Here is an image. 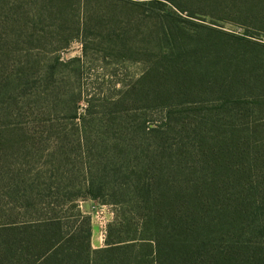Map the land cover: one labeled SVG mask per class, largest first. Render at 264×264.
<instances>
[{"label": "trees", "instance_id": "trees-1", "mask_svg": "<svg viewBox=\"0 0 264 264\" xmlns=\"http://www.w3.org/2000/svg\"><path fill=\"white\" fill-rule=\"evenodd\" d=\"M38 1L56 20L89 14V0ZM112 1L141 17L133 29L143 43L142 71L116 106L125 110L131 100L129 109L162 115L144 117L145 145L129 151L134 161L112 164L110 183L93 181L83 166L75 195L1 224L0 264H264V146L250 143L255 127L238 125L264 112V43L255 40L264 0ZM79 33L77 25L61 48ZM221 114L229 125L217 124ZM119 147L118 156L128 153ZM85 196L114 206L99 248L75 203Z\"/></svg>", "mask_w": 264, "mask_h": 264}, {"label": "rangeland", "instance_id": "rangeland-1", "mask_svg": "<svg viewBox=\"0 0 264 264\" xmlns=\"http://www.w3.org/2000/svg\"><path fill=\"white\" fill-rule=\"evenodd\" d=\"M23 3L26 28L20 26V0H0V225L38 217L43 201L61 204L70 191L75 195L82 189L83 166L93 181L110 183L112 164L134 161L129 151L139 153L145 145L144 117L158 121L162 115L158 109L149 114L129 109L131 100L125 110L116 106L143 64V43L133 29L141 17L129 7L89 0L86 16L56 20L40 11L38 0ZM77 25L81 36L61 48ZM223 27L239 36L244 32L237 25ZM132 58L137 61L127 60ZM263 117L264 112L255 111L236 123L255 127L250 143L260 147ZM218 119L220 127L230 123L222 114ZM118 146L128 153L118 156ZM257 157L264 160L261 152ZM75 203L90 217L91 247L103 246L114 206L88 196Z\"/></svg>", "mask_w": 264, "mask_h": 264}, {"label": "built area", "instance_id": "built-area-1", "mask_svg": "<svg viewBox=\"0 0 264 264\" xmlns=\"http://www.w3.org/2000/svg\"><path fill=\"white\" fill-rule=\"evenodd\" d=\"M257 41L264 43V35L259 36V38H257Z\"/></svg>", "mask_w": 264, "mask_h": 264}, {"label": "crops", "instance_id": "crops-1", "mask_svg": "<svg viewBox=\"0 0 264 264\" xmlns=\"http://www.w3.org/2000/svg\"><path fill=\"white\" fill-rule=\"evenodd\" d=\"M92 239V242L95 244V241L93 240V237L91 238ZM95 247H99L98 245H93V248Z\"/></svg>", "mask_w": 264, "mask_h": 264}]
</instances>
